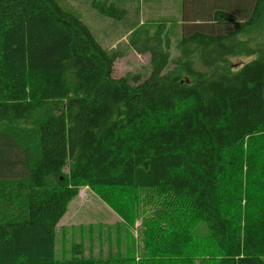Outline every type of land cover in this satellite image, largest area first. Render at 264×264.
<instances>
[{
  "label": "trees",
  "instance_id": "trees-1",
  "mask_svg": "<svg viewBox=\"0 0 264 264\" xmlns=\"http://www.w3.org/2000/svg\"><path fill=\"white\" fill-rule=\"evenodd\" d=\"M182 4V21L130 34L148 75L116 78L120 45L78 14L0 0V264H264V47L250 45L264 0ZM240 55L253 58L235 67ZM84 186L141 219L138 262L80 243L57 257Z\"/></svg>",
  "mask_w": 264,
  "mask_h": 264
},
{
  "label": "rangeland",
  "instance_id": "rangeland-1",
  "mask_svg": "<svg viewBox=\"0 0 264 264\" xmlns=\"http://www.w3.org/2000/svg\"><path fill=\"white\" fill-rule=\"evenodd\" d=\"M57 2L65 9L75 11L69 6V0H57ZM182 6L183 4H180V7ZM183 14V11L180 12V18H175V20L182 21ZM136 19L132 16L111 20L114 22L113 30L116 32L108 37L106 43L120 39L117 43L124 53V56L115 63L114 76L116 78L129 74H141V77H146L150 71L149 53H139L130 45L131 32L128 33L127 30L136 25ZM94 20V26L91 25L97 39L100 40L103 38L101 31L105 29L106 25L102 20L100 22L101 29L99 20L96 18ZM152 22H145V27H150L151 34L154 32ZM169 25L166 29L169 28ZM251 35L250 45L252 48L264 47V23L258 29L252 30ZM172 54L176 56V50H172ZM252 58L246 55L233 57L232 64L238 67ZM57 233L56 254L60 259L72 257L73 245L77 243L84 245L88 256L95 257L108 255L122 256V258L132 257L138 262L143 252L144 233L142 232L141 219L136 221L135 227H130L126 220L89 186L81 187L79 196L70 203L68 212L57 227Z\"/></svg>",
  "mask_w": 264,
  "mask_h": 264
},
{
  "label": "crops",
  "instance_id": "crops-1",
  "mask_svg": "<svg viewBox=\"0 0 264 264\" xmlns=\"http://www.w3.org/2000/svg\"><path fill=\"white\" fill-rule=\"evenodd\" d=\"M185 0H69V6L74 8V12L78 14L84 21L88 24L94 33V19L99 20V26L102 29L100 22L103 20V24L106 25L105 29H102L101 34H103L102 39H98L104 46L115 47L120 39L113 42H107L108 37L115 33L113 30L115 25L111 21L114 18L102 14L95 4L99 2H108L114 4L120 10H123L124 17H135L137 18V23L132 29L127 30L128 33L135 29H139L142 26H146V21L152 22V19L161 18H180L179 13L184 11V8L180 7ZM86 13V15H84ZM133 14V15H131ZM122 18V19H123ZM93 24V26L91 25ZM95 34V33H94ZM96 36V35H95ZM97 38V37H96ZM118 42V43H117Z\"/></svg>",
  "mask_w": 264,
  "mask_h": 264
}]
</instances>
